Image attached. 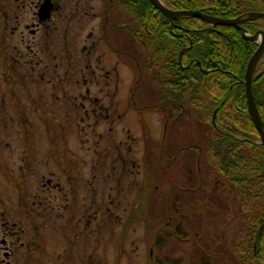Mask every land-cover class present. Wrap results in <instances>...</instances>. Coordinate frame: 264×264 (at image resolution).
<instances>
[{
	"label": "rangeland",
	"instance_id": "obj_1",
	"mask_svg": "<svg viewBox=\"0 0 264 264\" xmlns=\"http://www.w3.org/2000/svg\"><path fill=\"white\" fill-rule=\"evenodd\" d=\"M39 1L0 0V264H148L154 236L140 211L145 152H156L165 133L166 142L182 146H202L207 134L179 124L174 136L165 113L132 105L135 73L104 38L103 0H59L43 22L37 14L43 0L35 10ZM108 33L119 47L115 29ZM151 95L142 89L138 101ZM190 158L196 163L193 153ZM175 173H166L164 188L190 187ZM182 173L187 176V169ZM203 181L209 197L218 185L215 192L229 212L216 213L202 192L192 196L219 218L220 232L211 228L209 240L202 235L204 247L217 233L221 247H233L239 222L232 219L237 202L229 181L215 170ZM164 190L154 191L167 207ZM206 218L198 217L197 225ZM167 243L171 255L190 248L176 235Z\"/></svg>",
	"mask_w": 264,
	"mask_h": 264
},
{
	"label": "trees",
	"instance_id": "obj_2",
	"mask_svg": "<svg viewBox=\"0 0 264 264\" xmlns=\"http://www.w3.org/2000/svg\"><path fill=\"white\" fill-rule=\"evenodd\" d=\"M163 1L174 10H200L223 19L251 11L264 12V0ZM103 4L104 38L135 73L132 105L139 112L148 108L165 113V124H170L174 136L179 124L189 125V133L200 127L207 134L202 146H182V142H177L180 140L166 142L168 134L163 133L161 140L156 142V152L152 151L154 148L145 152L146 182L141 202L145 205L140 211L146 222L151 221L154 236L148 264H264V145L248 110L242 82L257 44L234 26L211 25L198 17L178 16L170 23L151 0H103ZM242 26L254 34L264 30V18L247 20ZM113 29L122 38L119 47L109 37L111 33L108 32ZM183 49L186 50L180 61ZM252 88L264 127V62L255 71ZM142 89L152 94L145 102L138 101L137 97ZM137 102L142 106H137ZM215 110L216 124L212 121ZM186 115L191 118L185 119ZM184 140L187 138L182 140L186 142ZM191 153L195 157L194 164L191 158L187 159ZM165 157L168 164L160 162ZM177 158L182 159V163L177 161L179 165L172 169L176 171V181H184L182 177L185 176L191 185L180 188L175 184L164 188L163 178L172 171L170 167ZM184 168L187 176H181ZM210 170L228 179L232 202L234 205L237 202L232 219L236 217L239 226L234 233L233 247H228L227 242L221 247L219 233V236L210 237L211 248L204 247L205 238L209 240L206 234H211V228H219V218L213 212L210 215L211 207L207 212L204 210L206 204L202 200L199 204L192 196L202 192V198L217 205L216 213H229L225 201L215 192L218 185L214 186L210 197L204 190L203 176ZM163 189L166 196L160 195L167 207L159 205L154 191ZM150 200L153 203L148 204ZM158 206L162 211L160 217ZM203 216L207 218L202 224L205 226L202 234L203 227L197 223L198 217ZM225 222L224 219L222 233L226 235ZM175 235L190 246L182 250V256L167 251V238ZM154 249L157 255H153Z\"/></svg>",
	"mask_w": 264,
	"mask_h": 264
},
{
	"label": "water",
	"instance_id": "obj_3",
	"mask_svg": "<svg viewBox=\"0 0 264 264\" xmlns=\"http://www.w3.org/2000/svg\"><path fill=\"white\" fill-rule=\"evenodd\" d=\"M151 1L154 4V6H156V8L159 9V11L163 12V14L167 16L170 23L173 22V20L178 16L198 17L204 20L206 23H210L211 25L214 24V25L235 26L242 31V34L245 38L250 39L253 42L257 43V48L248 61L246 71H245V76L242 82L245 85V89H246L248 110L252 117L253 123L255 124L254 127H256V129L258 130L261 143L264 145V127L262 125L261 116L259 113V109L257 107V103L254 98L253 88H252V82H253V76H254L253 73H255L256 71L257 61L264 48V30H259L254 34H251L247 30V28L242 26V24L246 22L247 20L264 18V12L251 11V12H248L247 14H243L235 18H224L223 19L221 17H217V16L204 13L200 10H174V9L169 8L168 6H166V4H164V2H161L159 0H151ZM53 8H54V4L52 3L51 0H45V2H42V5L38 9L39 21L43 22V20L46 21L47 19H50ZM259 34H261L262 39H263L261 44L257 42V37ZM185 50L186 49H183L180 52V56H179L180 61H181L183 51ZM216 112L217 110L214 111L213 116H212V120L214 124L216 123L215 121Z\"/></svg>",
	"mask_w": 264,
	"mask_h": 264
},
{
	"label": "bare ground",
	"instance_id": "obj_4",
	"mask_svg": "<svg viewBox=\"0 0 264 264\" xmlns=\"http://www.w3.org/2000/svg\"><path fill=\"white\" fill-rule=\"evenodd\" d=\"M159 1H161V2H164L163 0H159ZM261 12V11H260ZM163 13V12H162ZM235 27V26H234ZM237 28V27H236ZM239 29V28H238ZM257 31H259V30H257ZM252 34V33H251ZM250 40V39H249ZM262 36H261V34H259L258 35V37H257V42L258 43H262ZM257 44V43H256ZM262 60H264V48H263V50H262V52H261V54H260V57H259V59H258V61H257V64H256V69H257V67H258V65L260 64V62L262 61ZM181 61H182V57H181ZM253 74H255V73H253ZM254 77V76H253ZM217 113V112H216ZM213 121V120H212ZM215 121H216V119H215ZM216 124V123H215Z\"/></svg>",
	"mask_w": 264,
	"mask_h": 264
},
{
	"label": "flooded vegetation",
	"instance_id": "obj_5",
	"mask_svg": "<svg viewBox=\"0 0 264 264\" xmlns=\"http://www.w3.org/2000/svg\"><path fill=\"white\" fill-rule=\"evenodd\" d=\"M52 1V3L54 4V8L56 7V4L59 2V0H51ZM41 2H42V0H40L39 1V3H38V5H36L37 6V8L35 9L36 11H37V9H38V7H39V4H41ZM43 2H44V0H43ZM37 14H38V11H37ZM52 15H53V9H52V14H51V17H52ZM51 19V18H50ZM44 21V20H43ZM47 21V20H46ZM261 30H263V29H261ZM2 243H7V241L5 240V239H3L2 240ZM6 256H9V252L8 251H6ZM9 264L11 263V261H7Z\"/></svg>",
	"mask_w": 264,
	"mask_h": 264
}]
</instances>
